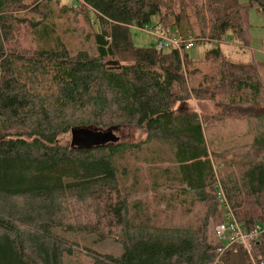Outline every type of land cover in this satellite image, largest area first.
<instances>
[{"label":"trees","instance_id":"16d2710c","mask_svg":"<svg viewBox=\"0 0 264 264\" xmlns=\"http://www.w3.org/2000/svg\"><path fill=\"white\" fill-rule=\"evenodd\" d=\"M74 1L0 0V264H66L78 245L54 229L124 247L87 249L91 264H264V230L249 247L212 232L264 225V63L221 48L250 47L264 0ZM134 30L192 33L216 64L137 46ZM120 125L146 137L59 141Z\"/></svg>","mask_w":264,"mask_h":264},{"label":"rangeland","instance_id":"374dc122","mask_svg":"<svg viewBox=\"0 0 264 264\" xmlns=\"http://www.w3.org/2000/svg\"><path fill=\"white\" fill-rule=\"evenodd\" d=\"M65 3L70 4L75 2L74 0H62ZM246 1V0H240ZM249 21H250V35L251 42L250 47H243L237 43H221V48L226 53V56L236 63H247L252 60L254 55L255 59L264 63V15L257 11L256 9H250L249 11ZM158 31L152 30H134V43L137 46H154ZM171 34H178L175 32H169ZM189 32L179 33L180 35L186 34ZM166 34V33H165ZM213 45L211 43L206 44H195L191 50H189V57L196 62V65L200 67L203 71H208L210 66L216 64L212 59L206 60L204 58L206 50L210 49ZM261 76L264 82V67L261 68ZM182 104V103H181ZM181 104L176 105V109L179 108ZM184 110L188 111H197L198 113L206 112L213 113L217 112V109L214 108V105L207 100H196L191 99L184 104H182ZM91 131H97L101 133L111 132L114 139L107 141L106 143H137L143 140L146 137L145 132L136 129L130 125H120L108 129H101L98 127H90ZM90 136H86L80 140L75 146H80V143L88 144ZM71 133L63 134L59 141L61 143H72ZM171 188L163 186L157 190V192L169 191ZM219 192H222L221 188ZM224 191L221 193V196L225 199ZM225 212V211H224ZM228 219H226V222ZM225 223V222H224ZM222 224V223H220ZM220 224H215L212 226L213 235L216 236V229ZM55 233L61 237L68 239L78 245V248L74 250L73 255H66L65 262L66 264H91V259L87 255V249H93L98 253H112L119 255L123 253L124 247L121 243L115 241L112 238L100 239L96 234H83L80 232H66L61 229H54ZM217 237V236H216ZM225 244L228 243V240L223 241ZM87 251V252H86Z\"/></svg>","mask_w":264,"mask_h":264},{"label":"built area","instance_id":"2783aa9c","mask_svg":"<svg viewBox=\"0 0 264 264\" xmlns=\"http://www.w3.org/2000/svg\"><path fill=\"white\" fill-rule=\"evenodd\" d=\"M157 46L159 48H177L189 50L195 45V38L192 33L186 34H165L157 32ZM264 230V225L259 224L250 231L242 229L241 224L232 216L227 222L220 224L216 229V236L222 242L227 239L226 246L241 242L246 247L250 246L252 240L257 239ZM263 264V263H260Z\"/></svg>","mask_w":264,"mask_h":264},{"label":"water","instance_id":"95a60500","mask_svg":"<svg viewBox=\"0 0 264 264\" xmlns=\"http://www.w3.org/2000/svg\"><path fill=\"white\" fill-rule=\"evenodd\" d=\"M86 136H90L88 144L80 143V146H93L99 144H106L107 141L114 139L111 132L101 133L97 131H91L90 128L74 129L72 131V146L78 144L80 140ZM79 145V144H78Z\"/></svg>","mask_w":264,"mask_h":264}]
</instances>
